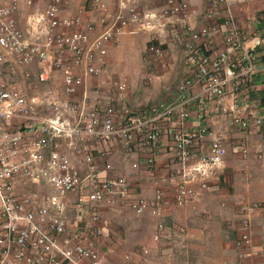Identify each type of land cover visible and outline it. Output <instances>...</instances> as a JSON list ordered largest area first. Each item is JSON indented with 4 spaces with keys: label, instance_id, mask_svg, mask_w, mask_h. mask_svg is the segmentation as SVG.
Wrapping results in <instances>:
<instances>
[{
    "label": "built area",
    "instance_id": "built-area-1",
    "mask_svg": "<svg viewBox=\"0 0 264 264\" xmlns=\"http://www.w3.org/2000/svg\"><path fill=\"white\" fill-rule=\"evenodd\" d=\"M34 0H25L31 6ZM237 0H206L197 30L187 25L188 0H86V6L63 15L68 0H49L42 11L29 14L19 26L18 0H0V69H23L25 81L48 83L52 69L59 71L62 91L72 96L82 91L84 100L73 103L51 93L43 103L47 114L36 111L37 101L27 97L17 83L0 80V264H103L101 248L107 222L101 208L121 206L136 217H162L164 205L155 181L151 198L135 195L128 180L115 175L114 166L100 162L88 149L90 143L117 145L125 156H135L132 170L151 169L168 147L176 159L179 180L173 197L178 208L194 209L208 181L226 156L223 137L215 136L206 150L201 141L212 133L206 124L211 105L224 108L230 129L244 135L238 154L249 160L247 133L261 119L253 116L249 95L264 53V37L245 39L231 8ZM87 14L89 18H86ZM149 33L148 56L167 67L168 52L159 37L168 34L183 48L182 64L188 72L177 83L173 97L132 108L116 100L126 93V78H113L106 96L93 106L86 103V82L101 77L107 66V44L122 37ZM222 36L220 47L214 37ZM263 51V52H262ZM39 71L31 74L28 67ZM188 121L198 126L185 132ZM166 138V145L162 140ZM65 144L67 152H62ZM81 156L84 168L72 158ZM36 187L18 191V187ZM75 196L73 202L70 197ZM261 208L244 203L237 214L238 261L254 264V219ZM73 212L71 222L69 214ZM159 221L151 236L155 245L170 238ZM177 231L185 233L184 227ZM264 236V224L260 226ZM264 254V249L259 252ZM148 247L141 249L147 258ZM125 253L120 264H132ZM171 264V263H167ZM221 264H229L223 261Z\"/></svg>",
    "mask_w": 264,
    "mask_h": 264
},
{
    "label": "crops",
    "instance_id": "crops-1",
    "mask_svg": "<svg viewBox=\"0 0 264 264\" xmlns=\"http://www.w3.org/2000/svg\"><path fill=\"white\" fill-rule=\"evenodd\" d=\"M205 1L188 0L189 14L186 22L193 30H197L204 24L202 13ZM48 2L49 0H34L31 6H27L25 0H18L20 13L17 16V21L19 26L24 28L26 17L32 12L42 11ZM85 6L86 0H68L62 14L72 15ZM85 15L86 18H91L87 14ZM231 15L236 25L243 31L246 40L254 35L264 37V0H237V3L231 8ZM213 41L216 47H220L222 36L216 35ZM174 53L171 55L173 65L162 77L165 82L163 83L165 99L172 98L176 88L175 86L171 93H165L170 87V85L165 86L166 82L172 81L174 83L178 77L181 76L182 78L188 72L182 64L183 53L180 56L179 65L175 63ZM7 68L0 69V80L11 74V71L9 73ZM91 79L87 80L85 85L88 94L86 95L88 107L93 106L90 99L93 98L91 87L97 86L95 80ZM253 82L255 91L250 93L249 103L253 116L261 119V124L258 127H251L246 135L250 147L249 160H242L238 154V144L244 135L230 129L224 108L211 105L207 112L206 124L212 135L202 139L201 149L206 150L215 136H221L225 142L226 156L215 176L209 179L208 190L200 195L195 208H190L192 211L204 212L205 215L202 218L206 222L205 225H202L203 222L197 214L194 216L189 213L190 210L188 211V209L178 210L175 208L176 206L174 207V202L171 203L179 175L176 172V159L168 147L164 146V151L157 157L153 168L148 169L141 165L138 170H132L131 165L137 161L135 156H125L124 158L120 150L112 144L107 146L96 143L89 144L88 149L97 162H100V156L105 152L103 153L106 155L105 159L109 160L114 166L115 175L125 177L135 195L151 198L156 190L155 181L166 179L164 184L160 186L164 196L162 217L159 219L149 214L143 215L140 219L136 217L134 218L138 219V224L135 223L134 225L136 227L126 231V234L133 235L132 238L140 243L138 248H128L127 250L133 255L132 264H177V261L181 262L184 257L187 259L185 264H221L223 261H227L229 264H246L238 261L240 248L237 244L236 218L239 207L247 202L261 205L254 219V264H264V254L259 253L264 249V236L260 232V226L264 224V53L260 59L258 73L255 75ZM82 100H84V97L81 94L76 102L80 103ZM196 126H198V123L188 121L183 124V130L187 132ZM162 142L163 145H166V138ZM61 151L67 152V149L63 148ZM72 160L78 168H84L81 156H74ZM28 189L30 190L31 187H18V191L26 192ZM217 203L221 209V212L218 213L216 212ZM220 215L225 220H230L226 224L227 230L231 235L235 234L237 237L235 242L230 239L220 244L217 243L216 236L219 235V231L214 222L221 217ZM161 220L169 228L171 227L169 231L170 238L159 245H155L151 240V236L156 224ZM187 224H190V227L193 228L185 229L184 234L177 231L179 227ZM143 247H148L150 250V254L146 259L141 256ZM105 256L102 254V258Z\"/></svg>",
    "mask_w": 264,
    "mask_h": 264
},
{
    "label": "rangeland",
    "instance_id": "rangeland-1",
    "mask_svg": "<svg viewBox=\"0 0 264 264\" xmlns=\"http://www.w3.org/2000/svg\"><path fill=\"white\" fill-rule=\"evenodd\" d=\"M113 2L114 1H110L111 5ZM150 39L151 35L149 33H138L137 35L122 37L118 42H111L107 44V66L105 67V71L101 77L91 79L95 80V85L97 84V86L91 87V94L93 95V98L90 99L91 102H93L92 104H94L97 99H101L106 96L108 84L113 78H126L129 81V90L123 95L115 96V98L116 100L127 103L132 108L152 105L160 100L165 99L163 95V83L165 82L162 77H164V75L170 70V67L173 65L171 58L172 53L175 52L174 54L176 57V65L180 64L179 61H181L180 56L183 53V48L175 39H173L168 34L161 35L157 43H163V48L167 50L169 54L167 55V67L165 69H161L159 61L148 56L146 52ZM47 67L49 70H51L52 78L48 83L45 84H39L35 82L34 79L25 81L21 75L23 69L18 68H7L9 73L11 71V74L7 75L5 78H2V81L17 83L22 87L27 97L37 99L36 101L38 104L36 107V111L41 115H46L47 111L43 104H39L43 103V101H45L47 96H49L51 93H55L73 103H77L76 101L82 94V91H78L72 96L65 97L62 91V79L60 72L52 69L51 65H48ZM39 69L40 68L38 65L33 64L28 67L26 71L30 72L31 74H35L37 73V71H39ZM180 78L181 76L178 77L174 83L172 81L166 82L165 86L170 85V87L168 88V90H166L165 93L173 92L174 87L177 85ZM114 146L120 150L123 157L125 158V151L120 146L118 147L115 144ZM63 148L67 149L65 144L61 146V149ZM32 188L36 187H31V189ZM30 190L28 189L27 191ZM74 199L75 196L70 197L71 202H73ZM171 203L173 204V201ZM175 208L183 211L185 209H188V211L190 210V208ZM216 212H221L218 203L216 205ZM189 213H192L194 216L197 214L200 217L201 222H203L202 225L206 224V222L202 218V216L205 215L204 212H199L198 210H190ZM101 216L103 220L107 222L106 235L103 238V247L101 248V255L103 254V256H106L102 258V263L120 264L123 255L128 252V248L135 249L138 248L140 244L137 242L138 240L132 238L133 235H129V233L126 234V231L128 229L132 230L133 228H135V223H137V220L142 216L137 217L138 219L136 220L134 219L136 218V216L131 211L121 206H117L114 208L103 206L101 208ZM69 217L72 222L74 219L73 212H70ZM161 222L163 221L161 220ZM228 222H230V220H225V218H223L222 216L214 222L219 231V235L216 236V241L218 244L224 241L226 242V240L230 239L235 242L237 239L234 233L233 235H231L227 230L226 224ZM182 227L187 230L189 228H193L190 227V224ZM186 260L187 259L184 257L181 262L177 261V264H185Z\"/></svg>",
    "mask_w": 264,
    "mask_h": 264
}]
</instances>
